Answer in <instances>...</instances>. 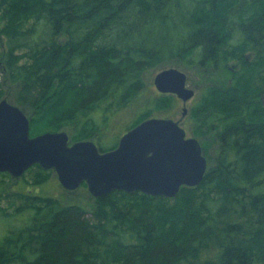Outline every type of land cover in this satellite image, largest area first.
Segmentation results:
<instances>
[{
    "label": "trees",
    "instance_id": "16d2710c",
    "mask_svg": "<svg viewBox=\"0 0 264 264\" xmlns=\"http://www.w3.org/2000/svg\"><path fill=\"white\" fill-rule=\"evenodd\" d=\"M35 4L28 28H0L6 96L28 111L31 135L102 138L127 105L138 109L127 129L176 107L145 89L142 73L160 62L230 74L189 110L194 136L216 145L197 186L173 198L113 190L93 210L17 191L24 202L0 205V264H264V0Z\"/></svg>",
    "mask_w": 264,
    "mask_h": 264
},
{
    "label": "water",
    "instance_id": "95a60500",
    "mask_svg": "<svg viewBox=\"0 0 264 264\" xmlns=\"http://www.w3.org/2000/svg\"><path fill=\"white\" fill-rule=\"evenodd\" d=\"M155 88L186 102L194 94L177 67L157 72ZM30 119L7 96L0 99V172L20 177L38 164L55 171L66 190L85 183L93 197L113 190L175 197L182 186H197L207 169L200 141L186 136L179 120L149 117L126 130L115 147L102 151L92 139L71 141L66 130L30 135Z\"/></svg>",
    "mask_w": 264,
    "mask_h": 264
},
{
    "label": "rangeland",
    "instance_id": "374dc122",
    "mask_svg": "<svg viewBox=\"0 0 264 264\" xmlns=\"http://www.w3.org/2000/svg\"><path fill=\"white\" fill-rule=\"evenodd\" d=\"M0 0V28L8 23H13L20 28H28L32 23L35 2L36 0H7L1 4ZM15 9V10H14ZM18 10L17 14H13ZM2 38L0 37V43ZM21 53V52H19ZM251 56V54H248ZM233 64V63H231ZM177 67L187 74V85L194 88V96L186 102L187 113L181 118V124L186 130L187 136H194L188 125V114L192 106V103L197 100L201 95V90L206 83H220L225 80V77L230 74V71L209 72L203 71L198 67H184L179 61H165L160 62L158 65L147 69L142 73V79L145 84V89L151 93H160L153 84L154 76L163 68ZM3 68L4 63L0 58V99L10 93V88L3 80ZM161 95H166L160 93ZM182 112V101L178 99V105L176 107H168L165 110L155 112L153 116L158 117H172L180 118ZM27 114L28 111H26ZM138 109L133 111V105H127L120 112L119 116H110L109 124L107 127L109 130H105V134L102 138L99 136L92 137L93 140L102 141L103 145L111 146L118 141L119 136L127 129L131 124L132 118L137 115ZM107 129V128H106ZM69 135L73 132V128H63ZM203 153L208 157L209 162L214 159L216 155V145L208 140H202L201 142ZM38 181V182H37ZM37 190V191H36ZM15 191L16 193H12ZM18 192H38L42 194H50L59 197L63 202H77L82 204L88 210L94 209V197L88 192L86 185H80L74 190L64 189L58 181L57 175L53 170H44L38 164H35L28 168L20 177H12L7 172H0V205L8 211H12L15 206L24 202L27 197L17 195ZM32 194V193H29ZM31 198V197H30ZM173 202V200L171 201ZM10 264H21L19 261H14Z\"/></svg>",
    "mask_w": 264,
    "mask_h": 264
},
{
    "label": "flooded vegetation",
    "instance_id": "af4514ba",
    "mask_svg": "<svg viewBox=\"0 0 264 264\" xmlns=\"http://www.w3.org/2000/svg\"><path fill=\"white\" fill-rule=\"evenodd\" d=\"M119 138H120V137H119ZM119 138H118V139H119Z\"/></svg>",
    "mask_w": 264,
    "mask_h": 264
}]
</instances>
